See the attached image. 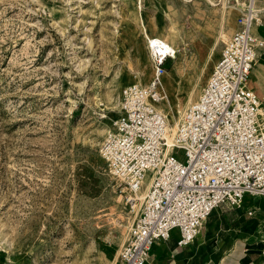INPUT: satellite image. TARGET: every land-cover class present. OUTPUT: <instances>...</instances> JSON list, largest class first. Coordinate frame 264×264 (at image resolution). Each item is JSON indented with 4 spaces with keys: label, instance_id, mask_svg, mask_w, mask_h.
<instances>
[{
    "label": "rangeland",
    "instance_id": "1",
    "mask_svg": "<svg viewBox=\"0 0 264 264\" xmlns=\"http://www.w3.org/2000/svg\"><path fill=\"white\" fill-rule=\"evenodd\" d=\"M246 2L0 0V264H95L100 241L121 248L141 202L129 213L99 148L122 88L153 76L141 21L176 50L156 104L172 128Z\"/></svg>",
    "mask_w": 264,
    "mask_h": 264
},
{
    "label": "built area",
    "instance_id": "2",
    "mask_svg": "<svg viewBox=\"0 0 264 264\" xmlns=\"http://www.w3.org/2000/svg\"><path fill=\"white\" fill-rule=\"evenodd\" d=\"M263 14L264 0L243 4L206 84L184 109L170 141L167 119L156 104L162 100L160 76L172 57L157 52L149 84L120 91L117 117L99 154L129 213L141 203L114 264H147L152 246L172 230L183 248L215 209H238L246 196L264 201V97L248 87L264 50V38L253 33ZM144 189L140 200L136 194Z\"/></svg>",
    "mask_w": 264,
    "mask_h": 264
},
{
    "label": "crops",
    "instance_id": "3",
    "mask_svg": "<svg viewBox=\"0 0 264 264\" xmlns=\"http://www.w3.org/2000/svg\"><path fill=\"white\" fill-rule=\"evenodd\" d=\"M261 6V3L259 4ZM253 33L264 38V14L262 25L254 27ZM248 87L259 97H264V50L250 73ZM245 198L251 202L247 204ZM255 208L253 216L246 212ZM264 201L244 197L238 209L221 207L207 218L199 235L186 246L179 247V233L172 230L165 241L156 242L147 259V264H259L264 258ZM120 245L100 241L97 244L98 261L95 264H114Z\"/></svg>",
    "mask_w": 264,
    "mask_h": 264
},
{
    "label": "bare ground",
    "instance_id": "4",
    "mask_svg": "<svg viewBox=\"0 0 264 264\" xmlns=\"http://www.w3.org/2000/svg\"><path fill=\"white\" fill-rule=\"evenodd\" d=\"M141 27H142L144 35H145L146 46H147V50H148V53H149V56L151 57V59H154V55H156L157 52H159L160 55H162V54L170 55L172 57V59H175L176 50L173 46L171 39H169V37H167L161 30L157 31L151 35L148 34L143 21H141ZM163 74L160 76V80H159V82H160L159 89L162 90V93H163L162 101L164 100V98L167 99V96H166V90H167L166 88L167 87L161 82V78H163L162 77ZM167 75H168V73H166V76ZM166 102H167V100H166ZM178 113H179V115H178L177 120H179L183 114L182 112H178ZM176 125H177V122L175 121V126H173L172 128L168 127V132H169L168 140L169 141L172 139V137L175 133ZM146 189H147V187H146ZM146 189L144 190V192H138L136 194L140 200H142L144 198V196L146 194Z\"/></svg>",
    "mask_w": 264,
    "mask_h": 264
}]
</instances>
